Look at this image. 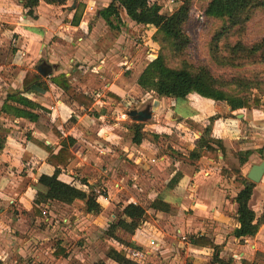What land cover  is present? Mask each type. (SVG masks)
Masks as SVG:
<instances>
[{
  "label": "crops",
  "instance_id": "0c3cea01",
  "mask_svg": "<svg viewBox=\"0 0 264 264\" xmlns=\"http://www.w3.org/2000/svg\"><path fill=\"white\" fill-rule=\"evenodd\" d=\"M36 8V18H32L26 14L21 0H0V136L5 138L0 149V264H46V258L54 259V252L64 259L65 252L57 254L56 250L64 247L65 237L73 236L80 229L76 224L78 217L87 219L95 215L100 220L108 213L106 207L114 201L121 202L122 208L128 203L142 206L144 199L151 204L155 198L167 203L169 209H155L150 204L144 207L150 220L137 228L129 242L138 249L147 247V254L163 249L161 264H185L187 261L209 264L213 249L190 242L191 236L198 235L218 245L219 257L229 260L230 264H241L242 260L262 264L256 262L263 258L260 256L262 244L257 238L264 226H259L253 238L233 236L238 225L234 197L242 186L237 187L234 173H221L222 167L228 168L224 154L235 163L233 152L251 151L264 143V119L258 114L255 116L256 109L242 108L233 111V118L214 119L208 134L211 147L204 152L217 153L216 157L202 155L203 160L196 164L172 159L163 153V145L170 144L176 149L170 142L171 129L166 133L167 141L161 144L147 139L140 144L123 141L120 132L108 130L99 123L107 119L109 111L121 109L119 114L125 111L121 107L124 97L130 101L142 99L144 91L137 79L144 68L126 74L122 67L126 59L131 62L132 69H136L140 60L129 56L119 61L113 58L118 51L112 47L116 43L111 45L102 40L104 37L99 39L100 28L111 27L98 14L95 22H71L72 13L68 14L67 22H44L45 17L39 12L42 5ZM128 21L125 22L127 26L139 25ZM77 44L79 48L75 49ZM115 47L120 53L127 49L125 44ZM113 61L117 62V67ZM41 63L51 66V74L64 73L73 86L92 96L94 115L76 102L65 101L63 91L49 81L45 90L33 86L30 91L22 92L25 71L36 70ZM97 81L101 84L99 88L95 86ZM160 103L167 106V111H174L172 99L162 97ZM215 110L213 107L212 114L219 112ZM69 114L73 115L71 119ZM93 126L97 127L94 129L96 136L88 138L86 131ZM190 130L180 136L189 142L188 151L201 136L194 126ZM187 134L192 137L189 141L185 139ZM81 143L95 155L82 154ZM61 147L68 149L73 158L64 167H58V178L66 183L92 186L102 207L99 213L84 212L82 202L77 199L71 203L40 204L37 207L45 215L41 217L42 214L35 213L33 200L37 193L47 192L38 177L55 171L48 157ZM154 156L156 161L151 162ZM240 171L245 173L244 167H240ZM81 178L86 183L80 181ZM76 202L81 208L74 205ZM249 206L255 212L251 199ZM66 207H72L76 217L63 216V222L70 220L72 223L61 226L58 219L61 213H68ZM109 217L114 218V214L110 213ZM258 217L256 215V219ZM39 221L49 224L40 228L37 227ZM55 236L59 238L54 240Z\"/></svg>",
  "mask_w": 264,
  "mask_h": 264
},
{
  "label": "trees",
  "instance_id": "16d2710c",
  "mask_svg": "<svg viewBox=\"0 0 264 264\" xmlns=\"http://www.w3.org/2000/svg\"><path fill=\"white\" fill-rule=\"evenodd\" d=\"M40 0H21L22 6L26 9V14L36 18L34 9ZM48 4H64L66 0H43ZM179 5H173L165 13L162 8L164 0H111L105 7L98 10V15L111 28H117L120 23L121 14L129 20L142 26H150L156 29L157 41L160 50L140 73L137 84L142 90H152L158 97H168L171 99H184L191 93H196L201 97L213 101H224L229 110L237 111L242 108H250L251 101L257 105L258 101L254 94L246 92L243 81L240 78H232L230 81H223L216 77L208 66L190 65L184 58L185 51L190 42V38L185 30L192 8V0H175ZM264 11V0H208L203 13L207 17L219 18L223 24L212 35L210 43V57L216 65H234L239 59L250 62L264 61V37L252 44H244L240 40L228 43L229 35L232 31H244L246 23L254 16L257 11ZM167 11V10H166ZM113 19L117 22L113 24ZM79 19L75 17V22ZM226 50L228 55L222 54ZM181 59V65H170L171 58ZM48 81L56 85L63 91L64 99L67 102H76L84 110L92 113L94 99L87 93L78 90L73 86L69 77L64 73L50 74L49 77L41 76L37 70H27L22 79V92H28L33 86L37 89L45 90L48 88ZM241 93V94H239ZM15 94V93H14ZM252 95V96H251ZM216 116H210V123ZM128 128L132 131L131 142L140 144L144 139L154 142L160 135L144 130V124L132 122ZM56 131V130H55ZM210 132V127L206 126L203 133L198 138L196 144L199 149H210L209 141L205 135ZM57 133V132H55ZM165 137V136H164ZM217 146L224 151L219 141ZM5 138L0 136V149L3 148ZM250 151L233 152L238 159L240 166L247 160ZM190 156L199 157L198 151L193 149ZM73 154L66 148L61 147L56 154L48 157V163L56 169L52 174H41L38 182L47 187L46 193H37L33 200L35 213H41L37 207L40 204H47L50 201L61 203H71L75 199L83 204L86 213L97 214L102 207L97 201L98 194L92 186H79L76 183H66L58 178V167H64ZM232 171L238 177L242 188L237 192L234 201L237 204L236 220L238 225L232 234L234 237H254L259 229L261 221L256 219L255 212L249 206L255 183L250 181L247 176H243L239 168L233 167ZM80 181H84L83 178ZM155 209L167 211L169 205L160 198H155L150 204ZM150 215L146 209L136 203H128L122 206L115 220L108 222L106 232L109 234L118 231L134 234L137 228L144 222L149 221ZM190 242L197 246L211 247L213 254L209 264L220 263L230 264L229 260L219 257V246L214 244L206 236H191ZM130 244V242H127ZM57 254L63 250H56ZM106 258L116 264H143L127 257L123 250L111 246L106 252ZM41 264V263H34ZM92 264H107L105 260H99ZM185 264H191L186 262ZM241 264H250L247 260H242Z\"/></svg>",
  "mask_w": 264,
  "mask_h": 264
},
{
  "label": "rangeland",
  "instance_id": "374dc122",
  "mask_svg": "<svg viewBox=\"0 0 264 264\" xmlns=\"http://www.w3.org/2000/svg\"><path fill=\"white\" fill-rule=\"evenodd\" d=\"M110 1L111 0H66L64 4H48L45 1L40 0L39 5H42L43 9H40L39 12L42 16L45 17L44 22H67V16L69 13H72V17L70 19L71 22H75V17L79 19L78 21L83 20L84 22H95L98 10L103 8L104 5L106 6V4H108ZM207 2L208 0H192L190 15L188 21L185 24V30L190 38V42L187 50L185 51L184 58L187 60V62H189L190 65L203 64L208 66L211 72L216 77L222 78L223 81H230L232 78H240L244 82L243 86L245 87L244 89H246V92L254 94L257 100H259L257 105L253 104L251 101H249V103L251 104V107L256 109L257 111L255 112V116L256 114H258L263 120L264 61L250 62L248 60L244 61L242 59H239L238 61H235L234 65H216L211 60V38L213 33L222 26L223 22L219 18L207 17L204 15L203 9L205 8ZM166 4L167 0H164V12L168 13L169 10L168 7H166ZM175 5L178 6L179 3H176ZM73 8H75L74 11ZM37 9L38 8H35L34 11L37 12ZM113 22L117 21L113 19ZM125 22L130 21H128V17H126L124 14H121L120 23H117V28L109 29L107 27V30H102L99 27V39L104 37L102 38V40H107L111 45L116 43L112 46L118 50L113 55V58L116 61H119L123 56H129L130 59L133 58L136 60H140V66L136 69L134 68L135 70L132 68L129 70L123 69L126 74H130L132 71L133 73H136L137 71H140L141 68H145L147 64L157 56V53L160 50V44L156 40L158 35L156 33V29H154L153 27L142 25L127 26L125 25ZM120 35H122L121 38L117 40V37H119ZM263 37L264 11L258 10L248 21V23H246L244 31H232L227 41L228 43H233L237 40H240L244 44H252ZM120 44H125L127 46L126 51L122 53L119 52V49L115 46ZM74 48L78 49L79 45L77 44V47ZM222 54H225L227 56L228 52L226 50H222ZM113 64L114 67H117V62L113 61ZM169 64L172 66H179L181 65V59L176 57L171 58ZM95 86L99 88L101 86L100 81H97ZM143 91L144 92L142 99L131 101L130 104H125L127 98L124 97V100L121 102V107L122 109L124 108L125 111L133 108L143 109L147 105H150L154 108V115L152 119L143 123L144 130L152 132L153 134H157V136L160 135V138L158 139V137H156L157 139H154V142L161 144L163 141H167L164 136L167 135V132H170L168 129H171L172 140L169 141L174 144L176 149H173L170 144L168 145V147H165L163 145V147H161L163 153H166L172 159L183 161L189 164H196L198 161L203 160L202 155H210L216 157L217 153L215 154L213 152H204V149H199L196 147L197 144L193 149L198 151V154H200V156L197 158L190 156V152L193 149L188 151L187 145H189V142L186 143V141H183L180 136H183L186 133H190L191 126H194L196 130L201 132V134L203 133V130L206 126H209L211 131V127L214 125V122L210 123V116H208L207 114L208 112H210L209 114H211V116H216V118L221 117V119L235 117L233 111L231 112L229 110L228 105L224 101H213L211 99L201 97L196 93H191L184 99H172L173 103L175 104L173 108L174 111H172L171 109L170 111H167V106H165L164 103H160L162 98L158 97L154 91ZM156 102L157 105H154V103ZM213 107H216L215 111L219 112L212 114ZM119 110L121 109H118L117 111H109L107 119L99 124H102V126L104 128H107L108 130H115L117 132H120L123 141H131L132 131L130 128H128V126L133 121L129 118H125L122 113L119 114ZM92 113L95 112L92 111ZM118 115L119 119L116 120L115 117ZM169 118H173V123ZM113 122H115L116 124H112ZM92 128L93 129H88L86 131V135L88 138H93L96 136L94 129H97V127L93 126ZM102 133L103 131L101 132V134ZM208 134L204 136L206 140H210ZM189 138L192 139V137L187 134L185 136V139L188 140ZM81 146L82 154H94L92 151H90V149H88V146L85 147V145L82 143ZM256 146L257 148H254L250 151L246 162L241 166L237 158L234 163L233 161H230V159H228L224 154V158L228 165V168L222 167L221 173L224 175H232L233 167L239 168V170L240 167H244L245 173L241 172V174L243 176H246L249 168L253 164L259 163L264 159V143L261 142ZM183 151L184 153H186V155L182 153ZM233 157L235 156L233 155ZM118 158L120 159V157ZM204 160L206 161L205 158ZM151 164L153 163H150V165ZM235 180L237 187H241L242 185L239 182L238 177H236ZM262 180H260L258 183H255V188L251 197V206L255 210V214L259 216L258 218L261 221L260 227L261 225L264 226V176ZM149 188L150 187H147V189ZM121 204V202L116 203L114 201L113 203H111V205L107 206L106 210L108 213H104L103 215L101 213L100 215H102V217L100 218V220L95 215L87 219L78 217V222L76 221V224H78L80 229H78L73 236H67L64 238V247L60 245L63 253L65 252L64 255H66L64 256V259L63 257H59L58 255H56L54 252V259L46 258L44 262H46V264H92L99 260H105L106 262L108 261V264H114L110 259L106 258L107 250L113 245L116 247L115 241L124 244L131 241V238L133 236V234L131 235L121 231H118L117 233H114L112 235L106 232L105 228H107L108 226V220L112 221L116 219V216L121 210ZM149 204L150 200L144 199L142 206L148 208ZM74 205L78 208H81V205L78 204V202H76V204ZM66 208V210H68V213H61V217L60 219H58L60 220L59 223L61 224V226H67L68 224L72 223L70 220H68L67 222H63V216L68 217V215H70L73 216V218L76 217L72 214V207ZM110 213L114 214V218L111 219V217H109ZM40 215L41 217H43V215L45 214L40 213ZM155 219L158 218L156 217ZM80 222L81 224H79ZM46 224L49 223L39 221L37 227L42 228L43 226H46ZM49 226L52 228L51 225ZM58 238L59 237L55 236L54 240ZM257 240L262 244L260 248V256L264 258L263 230ZM135 245H137L138 247L140 246L138 245V243H135ZM140 249H143L142 251L146 256L141 260L143 264H161L160 262L163 260L161 257L163 249L160 252L154 251L149 254L146 253L148 251L147 247L140 246ZM13 258L16 257L14 256ZM263 258H259L256 262L264 264Z\"/></svg>",
  "mask_w": 264,
  "mask_h": 264
},
{
  "label": "water",
  "instance_id": "95a60500",
  "mask_svg": "<svg viewBox=\"0 0 264 264\" xmlns=\"http://www.w3.org/2000/svg\"><path fill=\"white\" fill-rule=\"evenodd\" d=\"M36 70L43 77L49 76L52 71L51 66L45 63H41L37 65ZM157 102L154 103V105H157ZM153 115H154V108L151 107L150 105H147L143 109L133 108L124 111L123 114L125 118H129L133 122H140V123H144L146 121L151 120ZM263 174H264V159L259 163L253 164L249 168L246 176L250 181L254 183H258L261 180Z\"/></svg>",
  "mask_w": 264,
  "mask_h": 264
},
{
  "label": "built area",
  "instance_id": "2783aa9c",
  "mask_svg": "<svg viewBox=\"0 0 264 264\" xmlns=\"http://www.w3.org/2000/svg\"><path fill=\"white\" fill-rule=\"evenodd\" d=\"M175 3H176L175 0H167L166 7L170 8ZM122 67L125 70H129V69L132 68V64H131V62L129 60L125 59L124 62L122 63ZM130 102H131L130 100H126L125 104H130ZM122 114H124V112ZM68 117H69V119H71L73 117V115L69 114ZM101 151L102 150H100V152ZM151 161L152 162L156 161V157L154 156L153 158H151ZM150 243H151V245H153L154 241L151 240ZM115 244H116V247L118 246L117 248H119V249L124 251V253H125V255L127 257H129V258H131V259H133L135 261H138V262L140 261L141 262V260L145 256V254H144V252L142 250H140L137 247H134V246H132L130 244H127V243L123 244L121 242L119 243V242H116V241H115Z\"/></svg>",
  "mask_w": 264,
  "mask_h": 264
}]
</instances>
